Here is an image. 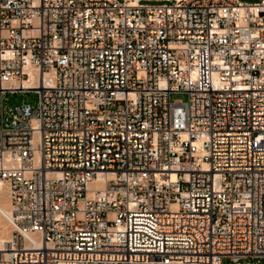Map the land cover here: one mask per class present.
<instances>
[{
	"label": "built area",
	"instance_id": "2783aa9c",
	"mask_svg": "<svg viewBox=\"0 0 264 264\" xmlns=\"http://www.w3.org/2000/svg\"><path fill=\"white\" fill-rule=\"evenodd\" d=\"M0 179V264H260L264 0H0Z\"/></svg>",
	"mask_w": 264,
	"mask_h": 264
},
{
	"label": "rangeland",
	"instance_id": "374dc122",
	"mask_svg": "<svg viewBox=\"0 0 264 264\" xmlns=\"http://www.w3.org/2000/svg\"><path fill=\"white\" fill-rule=\"evenodd\" d=\"M188 99V94L184 92H176V93H171V100H182V101H187ZM39 102V94L36 91H28V92H16V93H8L5 97V105L8 106H17L23 103H29L33 107H36ZM8 191V185H7V190ZM8 193V192H7ZM6 195V193L4 192ZM4 195V196H5ZM7 222H5L6 224ZM9 223L6 224V227L8 226ZM8 230V235L10 236L12 227L9 226L7 227ZM247 262L246 260L243 261V263ZM260 264H264V260L261 261Z\"/></svg>",
	"mask_w": 264,
	"mask_h": 264
},
{
	"label": "bare ground",
	"instance_id": "6f19581e",
	"mask_svg": "<svg viewBox=\"0 0 264 264\" xmlns=\"http://www.w3.org/2000/svg\"><path fill=\"white\" fill-rule=\"evenodd\" d=\"M34 83H35L34 77H31V80L28 81L25 80L22 84L25 87H28ZM7 185H8V191H7L8 193L5 191V189L7 190ZM4 192L6 193V195L4 194ZM10 215H11V201L9 197V184L7 181L0 179V245L10 237L8 235L9 229H7V227L10 224L9 223ZM5 222L9 223L7 227H6L7 223L5 224Z\"/></svg>",
	"mask_w": 264,
	"mask_h": 264
}]
</instances>
